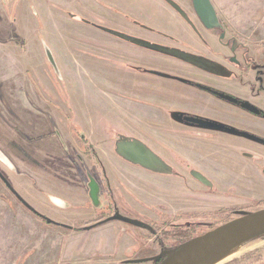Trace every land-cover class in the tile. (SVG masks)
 Returning <instances> with one entry per match:
<instances>
[{"label": "rangeland", "instance_id": "374dc122", "mask_svg": "<svg viewBox=\"0 0 264 264\" xmlns=\"http://www.w3.org/2000/svg\"><path fill=\"white\" fill-rule=\"evenodd\" d=\"M210 1L225 28L228 27L227 37L232 36L230 34H235L236 41L254 53V55L249 53L246 55L247 65L251 67L256 65V68H251L248 71L251 75L250 78L256 71L264 73V67L259 65V58L264 54V0ZM100 2L108 7V11L116 8V10H120L119 12L131 14L136 18L139 9H144L146 13V0H0V43L9 46V48H4L3 54H1L2 49L0 48V58L5 60L2 63L4 78L14 81L18 88V77L14 76L12 70L14 67L13 57L33 59L36 70L30 68L29 71L36 81L37 77L44 73V69L49 76L50 71L45 63L42 50L43 45L47 46L52 51L60 71L65 73V85L69 90L67 104L72 106V111L77 112L79 120L86 123L83 134L90 143L95 144L101 138H109L113 130L129 133L145 139L149 147L161 155L177 172L180 171L186 176L189 169H194L201 171L209 180H213V188L207 190L195 186V183L187 175L183 193L179 190L178 193H169L171 191L169 189L166 190V193H161L165 200L164 204H168L161 206H169L168 214L172 216L184 212L183 215L191 216L193 210H206L205 206H210L211 203L213 206L209 207L210 210L223 207L240 210L234 216L259 211L255 205L264 200V176L261 173V168L264 166V146L243 143L244 139L228 134L218 135L227 144L219 141H215V143L206 141L208 144L203 145L198 142L205 140H196L199 136L195 131L194 134L192 131L188 132L187 129L178 126L177 123H183L187 120V116H192L183 111L182 105L187 102L193 106L192 109L201 105L200 98L203 94L195 92L192 85L183 79L190 78V83H209L196 73L198 70L180 65L178 62L154 52L131 49L129 55L135 59L133 61H138L136 59L146 61L147 68L164 73L166 78L153 75L147 69L146 75L137 69L130 71L127 68L119 69L114 73L112 71L114 59L111 58L112 56L118 58L122 52L118 51L119 54H116L115 48H113L116 46L113 43H108L110 46L108 50L95 48L103 46V43L110 40H106V35L102 36V33L95 29L85 28L79 21L83 17L90 18V15L84 11L89 7L93 12L103 9L104 6ZM74 13L75 16L69 15ZM163 13L164 15L161 17L164 16L166 20H162V24L171 23L174 25L161 28L162 32L184 43L183 32L181 33L183 26L180 25L179 19L172 17L166 11ZM150 16L152 17L153 13ZM166 16L170 17L173 22ZM94 21L107 25L101 19L94 18ZM139 21L146 24V17H140ZM202 33L207 39L208 48L206 51L212 56L224 59V50L221 49L217 37L214 38V35L220 37V32L204 30ZM144 35L143 38H146V32ZM17 38L25 43V48L22 49L20 45H15ZM256 49H262V54L260 55L259 51L257 53ZM240 56V52H238L237 58ZM243 58L244 56L240 60L242 61ZM262 63H264V58H262ZM234 69L241 73V69ZM44 78L46 81L47 77ZM131 79L132 82L144 80L146 84L133 83L128 96L116 95L115 90L118 87H116L115 81H130ZM211 84L226 91L230 90L227 93L242 99L226 85H218L214 80L210 81L209 85ZM11 93L14 91L6 89L4 97L0 94V106L7 119L14 121L15 113L12 104L16 101V96L14 97V94ZM122 94L125 93L122 92ZM209 100L210 102L213 100L215 105L212 117L220 119L221 115L219 114H227L226 109L216 107L221 106L223 102L212 96H209ZM229 111L231 114L229 119L232 120V123L226 122V126L264 138V114L262 117L251 118L243 111L233 108H230ZM27 120L31 121L32 119L27 118ZM211 121L216 122V120ZM96 123H101L99 126L103 129L102 135L98 134L101 131L100 128H96L98 126ZM146 127L150 129V132ZM105 133L108 134L105 135ZM162 136H167L166 140ZM173 141H177L178 144ZM188 142L192 146L194 145V148L196 147L198 155L193 149H186L182 146L183 143ZM219 147L228 150L229 154H227L228 152L222 153L223 151ZM218 150L222 154H220L221 160H218ZM110 151L111 142L96 148L97 153L103 154L107 164L115 166L116 163L111 157ZM241 153L256 154L261 158L257 161L250 160L248 156L242 157ZM199 154L205 158L215 159L214 161L205 159ZM12 160L15 164L16 161L13 158ZM26 160L17 161V167L21 172H27L31 178L30 171H26L29 162ZM86 165V168L90 169L87 162ZM54 168L65 175H70L75 169L81 167L71 159L66 162L62 170ZM2 170L4 169L0 165V171ZM4 173L6 172L4 171ZM6 179L12 188L16 189L19 196L15 197L13 191H6L0 182V264H146L145 257L157 253H168L161 251L163 248L160 240L163 239L165 232L163 231L164 226L160 224L154 227L156 229L154 233L146 234V238L151 240L149 245L143 239L144 230L134 225H124L120 229L117 228L120 225L115 223L116 226H106L103 233H98V230L86 233L72 232L74 231L72 230L69 233L47 226L33 215L31 208H39L40 212L49 217H52V214L50 211H46V205L36 206L33 190L29 183L22 179L17 180L9 173H6ZM150 182L149 186L158 188L160 185L158 181L151 180ZM201 191L211 196H207L210 204H206L200 197ZM147 192L151 197L146 196V204L151 206L160 204L162 199L158 197V192L155 189L150 188ZM70 198L74 199L73 195ZM19 200L22 201V204ZM173 202H175L174 205H169ZM177 203H180L179 207H182L176 209ZM146 216L154 221L159 218V216L156 218V215H152L147 209ZM231 219L234 220V218ZM60 221L67 223L65 220ZM68 226L72 225L68 224ZM199 226H201L202 234L208 232L209 225ZM122 246L138 248L142 253L137 256L130 253L120 254L119 249ZM165 247L170 249L172 243L166 242ZM103 254H108L109 257H102ZM209 264H264V231L230 246Z\"/></svg>", "mask_w": 264, "mask_h": 264}, {"label": "flooded vegetation", "instance_id": "af4514ba", "mask_svg": "<svg viewBox=\"0 0 264 264\" xmlns=\"http://www.w3.org/2000/svg\"><path fill=\"white\" fill-rule=\"evenodd\" d=\"M100 4H103L105 9L103 8L93 12L89 7L84 11L90 15V18L83 17L79 21L85 28L95 29L101 32L102 36L106 35V40H110L107 43H103V46L95 48L108 50L110 48L108 43H113L116 46L113 47L115 48L116 54L122 52V55L118 58L114 56L111 58L114 59L112 64V71L114 73L119 69L127 68L130 71L137 69L146 75L147 69L153 75L164 77L163 79L166 78L164 73L147 68L146 61L141 59L133 61L135 59L131 58L129 55L131 49L154 52L164 58H170L180 65H185L196 71L198 70L196 73L200 75L202 79H206L209 83L214 80L218 85H226L232 88L242 99L230 95L227 93L230 90L226 91L215 84L190 83V78H185L183 80L191 84L195 92L198 91L203 94L200 98L201 105L193 109V106L187 102L182 105L184 108L183 111H186L187 115L191 114L192 116H187V120L183 123H177L178 126L187 129L188 132L192 131V133H194L195 131L196 135L199 136L196 140H205V143L196 142L203 145L208 144L206 141L214 143L215 141H219L227 144L218 135L228 134L244 139L243 143L252 145L260 144L264 146V138L225 125L226 122L232 123V120L229 119L231 115L229 111L230 108L241 112L243 111L251 118L263 116L264 73L256 71L252 75V78H250L251 75L248 71L251 68H256V65H252L255 67L247 65L246 55L248 53L254 55V53L245 45L239 44L236 41L235 34L229 33L232 36L227 37L226 30H228V27L225 28L217 12L216 14L219 21L218 27L207 29L198 19L191 0H146V13L144 9H139L136 13L138 16L137 18L131 14L119 12L120 10L118 11V9L116 10V8L114 9L112 6L114 10L108 11V7H106L104 3L100 2ZM165 11L172 17L179 19L180 25L183 26L181 33L183 32V39H185L184 43L162 32L161 28L172 27L174 25L171 23H166V25L162 24L161 21L166 20L164 16L161 17V15H164L163 12ZM151 13H153L152 17L150 16ZM69 15L75 16V13ZM142 16L146 17V24L139 21ZM94 18L104 20L107 25L94 21ZM168 19L170 20L171 18L169 17ZM171 22H173V20ZM204 30L207 32L218 30V32H220V37L214 35V38L217 37L216 39L221 49L224 50V59H221L219 56H212L206 51L208 47L207 39L202 33ZM144 32H146V38H143L145 37ZM15 41L16 46L20 45L22 49L25 48V43L22 40L18 39ZM161 41L163 42L161 43ZM0 46L9 48L8 45L2 43H0ZM45 48L51 52L56 68L48 62ZM42 50L45 63L50 72L48 76L46 69H44V73L37 77V81L32 77V73L29 71L30 68L34 69L36 67L33 59H17L13 57L14 61L12 64L14 67L12 70L14 71V76L18 77V88L14 81L4 78L2 63H4L5 60L0 58V94L4 97L7 89L8 91H14V93L11 94H14V97L16 96V101L12 104L15 113L14 121H9V119H7L3 114V108L0 106V165L4 169L0 171V182L6 191H13L15 197H18L19 194H17L16 189L14 190L8 179H6V173L14 176L17 180L22 179L26 183H29L30 188L33 190L34 203L36 206L40 204L46 205V211H50L52 214V217H49L45 213L40 212L39 208L32 207L31 211L33 215L40 222L52 228L64 230L69 233L72 230H74L72 232L79 233L98 230V233H103L105 232L106 226H116L115 223L120 225V227L117 226V228L120 229L124 225H134L144 230L142 235L147 245L150 244L151 240L150 238H146V234L151 235V233H154L156 230L154 227L157 224L163 225L164 235L174 237L171 240L165 238L163 235V239L160 240L163 248L161 251L168 253H157L156 255L145 257L144 260L146 264H160L169 253L179 248L183 242L182 236L188 234L187 232L191 226L203 224L211 225L215 222L224 224L226 221L229 222L231 217L236 219L244 216L230 215L228 211L229 208L227 207L210 210L209 207L213 206V204H210L207 198L211 196L203 191L200 192V197L203 198L206 204H210V206H205L206 210H193L190 214L191 216H188L189 214L183 215L184 212L172 216L168 214L167 209L169 206H161L165 202L161 193H166L167 189L171 190L169 193H178V190L183 193V188H185L184 181L188 176L195 183V186L207 190L213 188V180H209L201 171L194 169H189L188 172H186V176L180 171L177 172L161 155L149 147L145 139H141L129 133L125 134L118 130H113L109 138H101L99 142L95 144L90 143L83 134L84 125H86V123L80 121L76 115L77 112L72 111V106L67 104L69 90L65 85V73L60 71L50 48L43 45ZM257 51H259L260 55L262 54V49H256V52ZM238 52H240V58L244 56L242 61H244L245 65L242 64L240 58H237ZM262 58H264V54L259 58V65L264 67ZM190 59L197 60L202 63V65L200 66L192 63ZM139 65L143 67H139ZM234 68L237 70L241 69V73L236 72ZM191 74L188 75L190 76ZM43 77H47V80L44 81L45 78L43 79ZM132 81V79L130 81H115V85L118 87L117 90H115L117 93L116 95L128 96L130 86L133 83L146 84L144 80ZM193 89L192 92H194ZM122 92L125 94H122ZM198 92L196 94L197 96L199 94ZM209 96L223 102L221 106H216L217 108L226 109L228 111L227 114H219L221 115L220 119L211 116L214 112L215 105L213 100L210 102ZM27 118L32 120H27ZM225 118L228 119L225 120ZM211 120H216V122H212ZM100 124L101 123H96V125H98L96 128H100L101 132L98 134L102 135L103 129L99 126ZM146 129L150 132L149 128L146 127ZM146 133L148 134V132ZM106 134L108 133H105V135ZM162 137L166 140L167 136ZM221 139L222 141H220ZM107 142H111L110 152L111 157L116 163L115 166L107 164L104 156H102L103 154L96 152L97 147ZM134 142L142 144L166 166L169 172L161 173L149 171L125 160L121 156L120 150L124 148L123 145ZM173 142L178 144L177 141ZM182 146L186 149H193L197 154L196 147L194 148V145L192 146L189 142L183 143ZM182 146L180 145L181 148ZM220 149H222V153L228 152L226 149ZM217 153L219 156L218 160H221V152L218 150ZM227 154H229V152ZM241 155L242 157H244V155L248 156L250 160L255 161L261 158L256 154L241 153ZM199 156L205 158L201 154H199ZM12 158L16 161L15 164L12 162ZM71 159L75 160L78 166L81 167L75 169L73 174H70L71 176L65 175L54 168L57 167L62 170L66 162L71 161ZM205 159L214 161L215 158ZM21 160L29 161L26 166V171H30L31 178L28 176L27 172H21V170L18 169L17 161ZM86 162L89 164L90 169L86 168ZM4 171L6 173H4ZM263 172L264 166L261 168V173L263 174ZM89 177L98 187V197L95 203L90 201L88 196ZM151 180L158 181L160 184L158 188L156 186H149ZM150 188L155 189L158 192V197L162 199L157 206L146 204V196L150 194L147 191ZM71 195H73L74 199L70 198ZM19 202L22 204L21 200H19ZM174 204L175 202L169 205ZM179 204L180 203L176 204V209L182 207H179ZM164 205L167 206L168 204ZM255 208L263 210L264 200L257 202ZM146 209L152 215H156V218L159 216L158 220L154 221L152 218L146 216ZM237 211L239 212L240 210ZM60 220H65L72 226H68L67 223ZM75 225H77V227H75ZM211 230L212 229H208L207 231ZM178 235H180V237H178ZM192 236L193 235H191V237ZM197 237L199 236H197L196 233L193 239ZM166 242L172 243L170 249L165 247ZM119 251L120 254L123 253L127 255L130 253L133 256L142 253L140 249L131 246H122ZM101 256L109 257L108 254H103Z\"/></svg>", "mask_w": 264, "mask_h": 264}, {"label": "water", "instance_id": "95a60500", "mask_svg": "<svg viewBox=\"0 0 264 264\" xmlns=\"http://www.w3.org/2000/svg\"><path fill=\"white\" fill-rule=\"evenodd\" d=\"M191 1L198 19L205 28L218 27V17L210 0ZM45 54L48 62L56 68L52 54L47 48H45ZM190 60L192 63L202 65L197 60ZM123 147L120 154L130 163L153 172H169L166 166L142 144L134 142L125 144ZM88 188L89 199L95 203L98 197V187L90 177ZM262 231H264V209L231 220L185 243L169 253L160 264H209L212 259L230 246Z\"/></svg>", "mask_w": 264, "mask_h": 264}, {"label": "trees", "instance_id": "16d2710c", "mask_svg": "<svg viewBox=\"0 0 264 264\" xmlns=\"http://www.w3.org/2000/svg\"><path fill=\"white\" fill-rule=\"evenodd\" d=\"M238 209L237 208H234V209H228V211H229V213H230V215H232V216H234L238 211H237ZM232 218V217H231ZM230 218V220L229 219H227V220H229V221H231L232 219ZM226 221V220H225ZM226 222H228V221H226ZM225 222V223H226ZM224 223V224H225ZM220 225H223V224H219V223H213V224H211V225H209L208 227H207V229H215L217 226H220ZM196 227V228H195ZM200 229H201V226H196V225H193V226H191L190 228H189V231L187 232L188 234L187 235H183L182 237H183V242L181 243V245L180 246H182V245H184L185 243H187V242H189V241H191L192 239H193V237H195L196 236V233H197V236H201L202 235V231H200ZM191 235H193L192 237H191ZM165 236V238H169V239H173L174 237H169V236H166V235H164ZM178 237H180V235H178ZM190 238V239H189ZM189 239V240H188ZM179 246V247H180Z\"/></svg>", "mask_w": 264, "mask_h": 264}, {"label": "crops", "instance_id": "0c3cea01", "mask_svg": "<svg viewBox=\"0 0 264 264\" xmlns=\"http://www.w3.org/2000/svg\"><path fill=\"white\" fill-rule=\"evenodd\" d=\"M0 48L2 49V53H1V54H3V53H4V52H3V51H4V48H3V47H1V46H0Z\"/></svg>", "mask_w": 264, "mask_h": 264}, {"label": "bare ground", "instance_id": "6f19581e", "mask_svg": "<svg viewBox=\"0 0 264 264\" xmlns=\"http://www.w3.org/2000/svg\"><path fill=\"white\" fill-rule=\"evenodd\" d=\"M224 251H225V250H224ZM224 251H223V252H224ZM223 252H221L220 254H222ZM220 254H218L217 256H219ZM217 256H216V257H217ZM216 257H215V258H216ZM215 258H214V259H215ZM212 261H213V259H212Z\"/></svg>", "mask_w": 264, "mask_h": 264}]
</instances>
